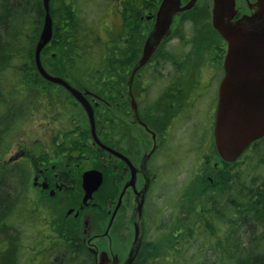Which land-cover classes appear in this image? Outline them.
<instances>
[{
    "label": "flooded vegetation",
    "instance_id": "obj_1",
    "mask_svg": "<svg viewBox=\"0 0 264 264\" xmlns=\"http://www.w3.org/2000/svg\"><path fill=\"white\" fill-rule=\"evenodd\" d=\"M180 1L181 4L187 2ZM160 3L161 0L124 1L126 37L132 36L135 31L138 37L135 39L134 35L132 41L137 46L141 26L145 27L147 20L154 22ZM233 3L235 13L231 20L252 13L258 6V0H233ZM213 4V0H205L203 5L204 12L210 13V26H199V33L198 28L194 29L186 36L188 38H182L184 43H178V50L174 52L168 43L179 37L175 30L183 27V19H188L185 14L188 9L178 12L182 14L180 23L162 37L148 60L135 71L128 88V77L141 55L142 46L127 67L123 88L116 86L105 89L101 82L95 87H85L69 81L67 74H54L81 90L92 108L94 133L105 147L92 136L86 109L64 86L58 84L59 89L65 90L79 106L87 125L82 127L79 122L69 130L52 131L51 122L58 121L59 114L56 112L52 117L48 107L50 102L44 99L49 98L45 92L49 90L51 81L37 72L40 86L22 85L10 89L0 80V172L13 175L18 190L26 198L23 201L27 202L25 212L29 211L24 215L4 216L1 213L0 264L2 261L4 264H50L52 257L59 258L61 253L56 254L59 250L56 246L66 243L74 244L76 250L83 247L93 264L98 260L100 251H105L111 259L116 256L118 264H121L127 253L122 255L121 247L133 232L130 215L135 204V192L146 185L142 206L144 225L151 191L156 185L162 186L163 176L177 170L175 155L178 148L174 129L189 121L199 111L203 100L208 101L215 79L217 89L207 113L211 128L205 137H211L209 143L218 158L212 165L209 158L205 159L204 169L199 173V179L203 180L200 188L203 190L205 184L208 187L215 171L236 161L222 159L213 145L218 88L224 75L222 63L226 50L225 40L211 23ZM199 35L203 38L200 39ZM146 38L148 36L144 41ZM196 39L203 45H196ZM187 43H190V48L186 46ZM179 59L186 61L178 64ZM199 62L212 64V67L208 65L212 70L207 73L200 70L197 68ZM34 72L21 75L30 76ZM207 93L209 96L206 98ZM43 100L48 104L41 105ZM35 113L39 114L41 121L46 119L44 133L48 135L45 144L39 138L30 142L26 139L31 135L32 130L27 126L34 120ZM13 146L15 150L5 159L4 156ZM88 169L99 170L102 181L91 198L83 201L82 173ZM206 179L208 183L204 184ZM31 188L38 191L41 202L48 199V204L43 205L48 215L33 213L32 205L36 201L32 200L33 204H29L31 200L25 194ZM61 206L66 208L63 214L60 213ZM52 218L57 219L53 220V225ZM56 227L60 229L52 230ZM114 232L118 234L121 245L114 241Z\"/></svg>",
    "mask_w": 264,
    "mask_h": 264
},
{
    "label": "trees",
    "instance_id": "obj_2",
    "mask_svg": "<svg viewBox=\"0 0 264 264\" xmlns=\"http://www.w3.org/2000/svg\"><path fill=\"white\" fill-rule=\"evenodd\" d=\"M110 1L118 7L106 5L99 19L92 20L84 16L82 0H50L52 38L40 52L48 72L67 74L69 81L85 87H95L98 82L105 89L122 87L138 46L134 41L129 44L126 37L125 0ZM44 12L42 0H0V80L5 87L40 86L34 47ZM115 16L120 22L114 23ZM15 54L25 59L19 66L11 65ZM6 72L13 74V82L4 80ZM27 72L34 73L21 75ZM32 77L35 83H26ZM251 169L255 175L248 179ZM16 184L11 173L0 172V215L29 213L22 206L16 208L26 200ZM199 187L191 184L180 192V209L190 216L187 231L170 225L154 239L143 236L132 264H264V135L235 162L215 171L208 187ZM178 219L174 214L171 221L178 224ZM166 243L174 244L173 249L164 250ZM56 247V254L61 253L50 264H93L83 247L76 250L71 243Z\"/></svg>",
    "mask_w": 264,
    "mask_h": 264
},
{
    "label": "water",
    "instance_id": "obj_3",
    "mask_svg": "<svg viewBox=\"0 0 264 264\" xmlns=\"http://www.w3.org/2000/svg\"><path fill=\"white\" fill-rule=\"evenodd\" d=\"M50 0H42L44 19L34 47V62L38 73L45 79L64 86L86 109L92 136L94 133L92 108L77 87L58 75L49 73L40 58L42 48L52 38V19L49 13ZM195 0H161L156 13L153 29L142 45L141 55L130 71L127 88L135 71L149 58L162 37L169 31L173 16L193 6ZM211 22L226 41L223 57L224 75L218 88L213 138L216 151L227 161L236 159L254 140L264 135V0H258L257 8L236 20L233 17V0H213ZM102 181L99 170L88 169L82 173V200L91 198ZM146 185L135 192V204L130 215L133 225L132 239L121 264H132L143 236L142 206ZM95 264H118L114 256L99 252Z\"/></svg>",
    "mask_w": 264,
    "mask_h": 264
},
{
    "label": "rangeland",
    "instance_id": "obj_4",
    "mask_svg": "<svg viewBox=\"0 0 264 264\" xmlns=\"http://www.w3.org/2000/svg\"><path fill=\"white\" fill-rule=\"evenodd\" d=\"M82 1L84 3L82 5H84L85 7L84 16L92 20L99 19L98 14L104 9V7H106V5H110L109 7L110 9L113 8L115 9L116 6L115 2H111L110 0L109 1L82 0ZM204 3L205 0H195L193 6L187 10L188 12L185 14H187L188 19L185 20L183 19L181 23V26L183 27L181 29L175 30V33L179 35V37L178 38L175 37L170 43H168V47L170 48L171 51L176 52L178 50V43L179 44L184 43L182 41L185 38H188L186 36H188L190 32H193L194 29L197 30L196 28H198L199 26L200 27L210 26L208 24V22L210 21V13L209 11L204 12L203 9ZM241 3H243V1H241ZM181 15H182L181 13L180 14L176 13L173 16L170 25L171 27L168 32L170 31L172 32L173 28L180 23ZM118 17L115 16L112 18L114 23L120 22L119 19L120 17L119 18ZM110 21L111 19L109 20V22ZM153 24H154L153 20H147L146 26L145 27L141 26L142 33L138 48L142 46L145 37H147L151 33L153 29ZM197 33H199V28L197 30ZM134 35L136 39L138 37V34L135 31L132 34V36L128 35L127 40L129 44L132 42V38L134 37ZM199 38L202 39L203 37L199 35ZM194 42L196 45L199 44L203 45L200 41H198V39H196ZM186 46L190 48L191 45L190 43H187ZM24 60L22 56L15 54L11 59L12 61L11 65L13 66V64L14 65L17 64L19 66L20 64H22V62H24ZM185 61H186L185 59H179L177 60V63L181 64V63H185ZM208 65L212 67V64L199 62L197 63V68L199 67L200 70L202 69L206 70L205 73H207L208 71L212 70V68L209 69ZM213 70H215V68ZM12 75H13L12 73L6 72V74L4 75V80L10 83L13 82L11 81L13 80L11 79ZM31 81H33V77L31 78ZM49 85H50L49 90L45 92L46 94H48L49 98H44V99H48V101L50 102V105L48 107L51 109L52 117L56 115V112L59 114L57 119L58 121L51 122L50 130L51 129L52 131L58 129L69 130V128L76 126L75 124L79 122L82 127L84 125H87L85 115L83 113L81 114L79 106L75 105L74 101L69 97L68 94H66L67 92L63 89H59V85L56 83H52ZM124 85H125V79L123 77L122 88L124 87ZM159 85L161 86L162 82ZM216 86H217V80L215 79L211 84L212 87L211 90H209L211 97L207 98L209 94L208 93L206 94V98L208 101L203 100L201 103L199 102L200 103L199 111L194 113L193 117L189 119V121H186V123L181 124L179 126L177 125L174 129L175 140L177 142V148H178L177 154L175 155L177 170L175 173L169 172L167 175L163 176V180L161 183L162 186L156 185L155 188L150 193L147 203V209H146L147 219H146V223L144 224L145 239L147 238L154 239L157 235L161 236L165 227L170 225H175L174 228L180 227V230L182 232H185V230L187 231L185 227L188 226L187 222L189 221L190 216L185 215L183 211H181L180 209V203L182 201V195L180 194V192H184L188 190V188L191 187V184L193 187L197 186V184L198 186H200L203 180L199 179L201 178L199 176V173L201 174L202 173L201 169H204L203 165L205 164V159L209 158L210 159L209 163L212 165V162L215 160V158H218L217 155L213 152V149L211 148V143H209L211 137L210 138L205 137V134L208 132V129L211 128V126L209 125L210 118L208 117L207 113L209 112L208 109L210 107V103L211 101H213L214 92L217 89ZM48 101L46 100L41 101V105H45V103L47 105ZM38 115L39 114L35 113V116L33 118L34 120L32 122L30 121V125L27 126L28 129H31L32 131L30 137H27L26 139L30 142L32 141V139L39 138L45 144V142L47 141L46 137L48 135V133H44V131L46 130V128H44L46 119L41 121V118H38ZM78 119H80V121H77ZM199 137L201 138V140H199ZM14 150H15L14 146L11 147L9 152L4 156V158L7 159ZM253 172L254 170L251 169V171L247 176L248 179L255 175V173ZM205 181H207V179ZM25 194L29 195L28 200H31L29 204H33V201L34 202L36 201V203L32 205L34 206V211H33L34 214H38V215L49 214L47 208L43 206L48 204L49 202L48 199H46L47 200L46 202H43V200L41 202V197L38 195V191L32 188L28 190V192H26ZM201 196L204 198V193ZM38 200L41 203H37ZM132 202L133 201L131 200V204H133ZM17 205L18 207L16 206V208H19L20 206L25 208L27 206V204L25 203L24 205L21 204L20 205L17 204ZM176 205H178L179 209L176 207ZM59 208H60V213L63 214L66 208L62 206ZM50 212L53 211L51 210ZM174 214L177 216V219L179 217L178 224L177 222L171 221L172 216ZM54 218H56L55 215ZM53 220L56 221L57 219H53V218L51 219L52 225L54 224ZM169 235L170 233H168L167 237ZM35 236H37V233L35 234ZM113 237L116 244L121 245L120 242L118 241V239H120L118 234L114 232ZM131 238H132V231L130 237L128 236L127 238L128 241L125 242V244L123 243L124 247H121L123 252L122 255H124L127 252ZM173 245L174 244L166 243L163 249L165 250L169 248L170 250H172ZM29 249L31 251V247H29Z\"/></svg>",
    "mask_w": 264,
    "mask_h": 264
}]
</instances>
